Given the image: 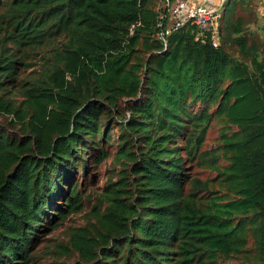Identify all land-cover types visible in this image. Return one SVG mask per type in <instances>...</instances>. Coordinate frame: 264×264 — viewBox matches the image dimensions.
Returning <instances> with one entry per match:
<instances>
[{
    "label": "trees",
    "instance_id": "1",
    "mask_svg": "<svg viewBox=\"0 0 264 264\" xmlns=\"http://www.w3.org/2000/svg\"><path fill=\"white\" fill-rule=\"evenodd\" d=\"M174 1L0 0V264H264V26Z\"/></svg>",
    "mask_w": 264,
    "mask_h": 264
},
{
    "label": "built area",
    "instance_id": "2",
    "mask_svg": "<svg viewBox=\"0 0 264 264\" xmlns=\"http://www.w3.org/2000/svg\"><path fill=\"white\" fill-rule=\"evenodd\" d=\"M169 26L163 33L158 35L159 40L164 42L172 30L177 29L184 24L191 22L195 25L200 33L211 35L214 46L218 45L217 40V20L218 16L213 7L206 2L193 3L188 0H175L173 3H167ZM134 25L130 27L132 33Z\"/></svg>",
    "mask_w": 264,
    "mask_h": 264
},
{
    "label": "rangeland",
    "instance_id": "3",
    "mask_svg": "<svg viewBox=\"0 0 264 264\" xmlns=\"http://www.w3.org/2000/svg\"><path fill=\"white\" fill-rule=\"evenodd\" d=\"M247 5H249V9L247 6L244 8H239L237 7L235 12L245 21H248L250 25H253V28H255L257 25L258 26H264V0H246ZM163 7V4L161 5ZM165 6V5H164ZM222 13V12H221ZM168 14V11H167ZM218 136V131L216 128L212 129L208 141L206 144V148H209L211 146H215L216 140ZM110 161L108 162V164ZM105 168H103L100 173L97 175L96 183L97 186L101 187L102 184L106 181L107 179V174H104ZM192 175L197 176L198 178L205 179L208 174H210L208 171L205 169H202L201 167H196L194 165L191 170Z\"/></svg>",
    "mask_w": 264,
    "mask_h": 264
},
{
    "label": "crops",
    "instance_id": "4",
    "mask_svg": "<svg viewBox=\"0 0 264 264\" xmlns=\"http://www.w3.org/2000/svg\"><path fill=\"white\" fill-rule=\"evenodd\" d=\"M188 1H191L193 3L206 2L207 5L213 7L219 19L221 16V12L223 11L224 6L226 5V2L228 0H188ZM217 28H218V20H217ZM217 40H218V37H217Z\"/></svg>",
    "mask_w": 264,
    "mask_h": 264
}]
</instances>
